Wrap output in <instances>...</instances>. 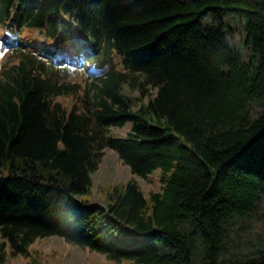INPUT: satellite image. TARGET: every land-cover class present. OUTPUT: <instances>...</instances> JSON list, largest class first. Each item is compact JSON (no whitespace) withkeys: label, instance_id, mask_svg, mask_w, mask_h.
Here are the masks:
<instances>
[{"label":"trees","instance_id":"obj_1","mask_svg":"<svg viewBox=\"0 0 264 264\" xmlns=\"http://www.w3.org/2000/svg\"><path fill=\"white\" fill-rule=\"evenodd\" d=\"M11 13L12 25L55 37L61 28L71 43L86 35L71 52L97 59L109 48L123 71L82 87L10 53L0 70V264L7 245L27 255L50 235L128 264H264V243L245 255L229 235L264 223V0H0L4 29ZM227 15L240 18L248 63L226 38ZM126 123L127 136L109 134ZM106 147L134 175L159 170L160 191L146 197L130 180L109 189L106 206L90 202Z\"/></svg>","mask_w":264,"mask_h":264},{"label":"rangeland","instance_id":"obj_2","mask_svg":"<svg viewBox=\"0 0 264 264\" xmlns=\"http://www.w3.org/2000/svg\"><path fill=\"white\" fill-rule=\"evenodd\" d=\"M225 21L229 25L230 32L226 33L228 42L239 52L244 62L251 60L250 51L243 44V33L239 27L238 16L227 15ZM24 39L35 45L39 42L32 37L29 30L23 33ZM3 53L0 50V66L3 62ZM79 76L76 71H69L65 79H75ZM125 93L136 98L140 96L135 85L128 84L123 89ZM155 91L150 90L147 96L154 95ZM147 96L143 102H146ZM142 100V98H140ZM61 102L70 107L72 98H59ZM130 131V123L121 127H110L109 134L112 136L125 137ZM91 193L87 197L90 202L98 203L101 206L107 204V193L114 186H122L130 180H134L146 197L151 192H158L161 189L160 171L156 170L146 177L134 175L127 164L119 157L118 153L106 147L100 158L98 167L91 174ZM230 238L237 250L245 255H252L264 243V223L253 221L250 223H239L231 229ZM0 240H2L0 238ZM27 255L12 254L9 246H6V253L3 264H128L127 261H116L108 258L105 254L72 244L58 236H46L37 238L30 246ZM228 255V254H227Z\"/></svg>","mask_w":264,"mask_h":264}]
</instances>
